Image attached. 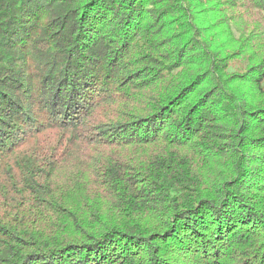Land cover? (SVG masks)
I'll return each mask as SVG.
<instances>
[{
  "label": "trees",
  "instance_id": "1",
  "mask_svg": "<svg viewBox=\"0 0 264 264\" xmlns=\"http://www.w3.org/2000/svg\"><path fill=\"white\" fill-rule=\"evenodd\" d=\"M0 264H264V0H0Z\"/></svg>",
  "mask_w": 264,
  "mask_h": 264
}]
</instances>
